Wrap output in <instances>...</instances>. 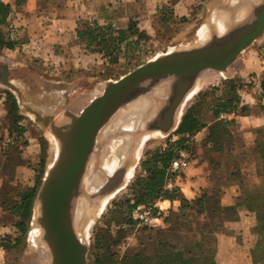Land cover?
I'll return each mask as SVG.
<instances>
[{
	"label": "rangeland",
	"instance_id": "rangeland-1",
	"mask_svg": "<svg viewBox=\"0 0 264 264\" xmlns=\"http://www.w3.org/2000/svg\"><path fill=\"white\" fill-rule=\"evenodd\" d=\"M20 1L23 4L16 7L17 13L22 14V20L27 17L31 22L16 23L20 20V15L16 16L15 12L12 37L17 41V48H0V202L4 203L5 209L0 216V264H31L35 259V250L29 242L35 203L25 233L17 228L20 218L12 209L21 200V195L34 186L41 160L46 161L42 183L56 162L51 165L49 163L55 143L59 145V142L49 127L37 122L35 114L28 106L38 107L39 103L47 102L45 107L49 113L59 115L65 109L79 113L103 93L108 82L120 80L159 56L203 44L210 36V27L215 25L213 20H216V15L227 9L234 0H184L183 3H180L181 0H172L158 6L153 2L156 0H43L38 4H32L29 0ZM73 6L77 11L74 16L81 22V27L84 22L93 21L99 16L102 18L101 23L112 24L118 29L127 30L130 25H134L137 38L130 41L135 42L129 47H123L113 58L107 59L86 49L75 33L69 35L58 48L57 42H54L58 41V35L49 32L51 25H55L50 16L54 17L53 11L54 14H60L66 8L71 10ZM99 10L101 11L97 13ZM206 26L209 31L202 38L200 30ZM5 31L7 33L8 30ZM4 67L9 70L8 82L11 85L3 82ZM205 74L215 78L186 104L184 113L196 104L198 116L207 130L187 139L190 150L193 151L194 162L197 156L203 155L206 159L202 162L207 163L205 167L217 171L218 175H224L215 179L223 182V188L214 190V195L210 196L223 198L226 212L223 221L217 222L219 236H209L206 240L210 244L202 246L206 250L204 254L214 255L223 264H264V261L254 262L252 257L255 247L260 243L264 245V207H261L264 204V126L261 125L256 133H252L241 129V124L237 123V117L241 116L246 122L250 116L264 117V33L241 53L228 73L207 70ZM234 95L238 97L237 114L224 112L217 117L214 111L219 103L232 99ZM65 96H68V102ZM13 98L20 106L19 111L23 118L20 125L26 131L24 135H15V139L6 145L5 133L15 129L17 125L12 116L1 111L4 107L10 109ZM73 103L81 104V107L77 108ZM243 109L245 115L241 114ZM182 120L168 133L153 131L147 134L137 142L136 147L134 137L130 135L113 139V143L107 148L102 168L106 169L107 174H112L121 166L126 153L135 147L131 158L132 167L125 183L107 196L109 200L104 208L93 212L87 238L84 239L89 245L88 264H106L108 255L114 252L123 257L128 246V251L132 254L128 255L131 259L127 263H154L155 257L147 255L146 250L139 247V243L147 240L149 234L144 233L155 229L156 224L136 220L134 215L137 209L129 215L128 208L143 191L141 180L148 178L143 162L157 152L168 151L174 147L175 141L181 139L178 129ZM224 121H232V124L227 125L225 130L217 129L213 133L216 139H220V143L216 144L214 139L207 140L205 132L218 127ZM108 125L100 134L99 141L116 135L121 129L128 131L129 128H109ZM135 129L136 127L129 128L130 131ZM120 139L127 141L128 149L116 166L111 168L110 163L114 161L113 148ZM94 162H97L96 159H93L90 168L96 174L104 176L103 184L107 175L97 171V168L95 170ZM198 165L203 164L197 162L195 166ZM133 169L130 179L129 174ZM219 184L222 185L220 182ZM177 196L187 200L181 187ZM202 199L204 202V198ZM165 200L164 197H159L144 205L159 204L164 209L167 205L163 203ZM87 202L91 205L100 204L96 200L87 199ZM187 203L190 207L188 200ZM160 218L169 223L174 220L165 209ZM229 219H236L237 228H232L233 225L227 226ZM170 240L182 247L183 242L172 238ZM114 241H120V245L113 246ZM213 241L216 242L214 245L211 244ZM190 245L188 243L186 246ZM136 249L141 250L135 252ZM190 251L196 253L195 255L198 253L196 247ZM99 256L106 260L97 262ZM114 260L118 263L121 258L115 256L111 264Z\"/></svg>",
	"mask_w": 264,
	"mask_h": 264
},
{
	"label": "water",
	"instance_id": "water-1",
	"mask_svg": "<svg viewBox=\"0 0 264 264\" xmlns=\"http://www.w3.org/2000/svg\"><path fill=\"white\" fill-rule=\"evenodd\" d=\"M249 2L252 5L246 17L235 16L223 31L215 23L203 44L169 52L118 81L108 82L103 93L79 113L72 109H65L59 115L49 113L45 107L47 102L39 103L38 107L28 106L37 122L49 127L59 142L57 160L37 193L33 216L34 220L38 215L43 238L51 251V264H88L89 245L78 233L75 223L79 200L100 202L121 188L131 170L137 142L153 131L168 133L175 128L177 114L199 77L207 70L228 73L241 53L263 35L264 0ZM8 76L9 70L4 67L3 82L11 85ZM65 97L68 102V96ZM143 98L149 104V116L143 125L130 132L121 129L116 135L99 141L100 134L119 111ZM130 135L136 140L135 147L126 153L115 173L108 176L102 168L104 153L113 139ZM93 159L97 161L95 170L107 175L97 191L85 185Z\"/></svg>",
	"mask_w": 264,
	"mask_h": 264
},
{
	"label": "trees",
	"instance_id": "trees-1",
	"mask_svg": "<svg viewBox=\"0 0 264 264\" xmlns=\"http://www.w3.org/2000/svg\"><path fill=\"white\" fill-rule=\"evenodd\" d=\"M16 6H21L23 2L20 0H15ZM14 11L9 2L3 3L0 1V48L1 49H10L15 50L17 48V41L11 35L12 32V23L14 21ZM79 27L77 28V39L80 43L86 46V49L90 50L91 53L99 54L103 58L107 59L116 54L120 53L123 47H129L132 42V38H137V31L135 30L134 25H130L127 30L115 28L112 24H101L97 19L93 21L84 22L81 27V22L78 21ZM8 30L7 33L5 30ZM238 100L237 95H234L232 99L223 101L219 103L216 107L214 113L219 117L224 112L234 113L235 115L238 112V105L236 104ZM10 115L15 120V125L17 127L10 131L9 137H7L5 143L6 145L10 144L15 135L20 136L24 135L25 128L21 127L20 123L22 121L21 115H19V104L15 98L11 101L10 105ZM241 113L245 115V110L243 109ZM232 124V121H224L218 125V127H213L207 133L208 139L216 140V144L220 143V139H216L213 136V133L217 129L225 130L227 125ZM207 129L201 119L198 116V110L196 104L190 107L183 117L181 125L178 129V134L181 136V139H178L174 143V147L170 150L164 152H157L151 158H148L143 162V168L148 174L147 179H142V193L138 195L136 201L131 203L128 208V214L131 215L133 212L141 205H144L149 202L151 199H156L159 197H164L165 199L176 201L180 200L183 207H187L188 203L186 199L179 198L177 196L180 187L178 184L179 176L177 179V185L174 189H166V184L169 179V168L173 159L176 156V153L181 148H187L193 155V151L189 147V139L192 138V135H196L199 132ZM209 134V135H208ZM221 149V148H220ZM222 150V149H221ZM46 161L42 159L39 165V170L34 186L28 188L22 195L21 200L16 203L12 211L19 216L20 221L17 224V228L25 233L27 231V221L32 216V210L34 207L35 199L39 190L40 185L45 174ZM176 179V178H175ZM199 205L201 206L200 211H203V199H199ZM4 207V203H3ZM264 207V204L261 205ZM167 220V219H166ZM159 237V249L154 255L153 264H219L216 257L207 256L204 254L206 250L201 246L197 245V255L191 251L186 252L184 249H181L178 243L170 240L168 237V231L166 228L158 229ZM264 239V238H263ZM120 241H114L113 246H119ZM215 251V250H212ZM121 258V261L113 264H129L128 260L131 258L129 256L121 257L118 253L114 252L108 255V262L106 264H111L114 257ZM113 257V258H112ZM252 257L254 262L258 263L264 261V245L261 243L255 247L252 251ZM112 258V259H111ZM97 262L105 261L106 259L97 257Z\"/></svg>",
	"mask_w": 264,
	"mask_h": 264
},
{
	"label": "crops",
	"instance_id": "crops-1",
	"mask_svg": "<svg viewBox=\"0 0 264 264\" xmlns=\"http://www.w3.org/2000/svg\"><path fill=\"white\" fill-rule=\"evenodd\" d=\"M31 1L30 3L32 4H38L39 2L43 0H29ZM45 2L48 0H44ZM91 1V0H90ZM93 2L95 0H92ZM172 0H156L153 1L155 2V6H158L160 3H169ZM8 2L11 4L12 9L14 13L16 12V16L20 15L19 21L16 23H29L31 22L30 19L27 17H24L22 20V14L17 13L16 9V2L14 0H8ZM184 0H181L180 3H183ZM62 3V2H61ZM38 6V5H37ZM60 8H57L59 10ZM62 9V8H61ZM72 10V12H70ZM67 9L63 11V13H56L54 14V11L52 12V16L50 18H53V21L55 22V25H51L52 29L49 32H53L55 35H58L57 39V47H61V44H64V41L67 39L69 35H73L74 33L77 36V28L79 27L78 20L76 18V13L77 11L74 10V6L72 9ZM62 11V10H59ZM101 10L97 11L100 12ZM15 15V14H14ZM37 17V15L35 16ZM44 17V16H43ZM27 18V19H26ZM33 18V16H32ZM98 22L101 23L102 18L99 16L97 19ZM21 21V22H20ZM103 24V23H101ZM56 40V39H53ZM60 44V45H59ZM65 48V47H63ZM204 75V76H203ZM199 77L196 85L194 88L191 90V92L196 88L197 84L203 77H210L212 76L208 74H203ZM214 76L213 79L214 80ZM209 81L206 85H208L210 82ZM205 85V86H206ZM203 86L200 88L194 95V97L205 88ZM191 92L188 94V96L191 94ZM186 97V99L188 98ZM185 99V101H186ZM184 101V102H185ZM20 107V106H19ZM10 110V109H9ZM7 108H2L3 114L6 112L7 114L10 115V111ZM19 115L20 111H19ZM237 123L241 124V129L243 128L246 131H251L252 133H256L258 131V128L262 125L264 126V117L259 116L257 117L256 115L254 117H249L248 122L243 120V117H237ZM205 129L204 131H206ZM8 133H5V138L9 137V131ZM198 134H203L202 132H199ZM197 160L194 162L195 164L197 162H201L203 165H198L195 166V164H191L190 168L187 169L182 176L178 180V184L182 189V192L184 196L187 198V200L190 202V207H183L181 205L180 200L176 201H171L166 199L163 203H167L166 207L164 208L166 210V213L173 218V222L169 223L164 220V218L157 219L154 224L155 229H151L149 232H146L144 234H149L147 240L144 241V243H139V247L143 248V250H146V254L153 257L156 252L159 249V237H158V229L157 228H166L168 231V235L172 239H177V241H180L182 243L181 249H184L186 252H189L190 249L197 248V245L205 246L210 244V241H207V238H216L219 236L218 231L216 230L217 227V222H222L223 218H225V212H226V207L223 206V198L218 197V198H213L210 196V194L214 195L213 191L214 190H220V188H223V182L219 180H215L216 177L223 175H218L217 171L210 170L207 167L206 162H202L206 158L202 156H197ZM205 165V166H204ZM224 176V175H223ZM222 176V177H223ZM183 177V180H181ZM219 182L222 184L220 185ZM212 190V191H211ZM205 196V197H204ZM204 198L203 202V211H200L201 206L199 205L198 201L199 199ZM5 209L3 208V204L0 202V216L4 213ZM220 220V221H219ZM229 222L227 223V226L233 225L232 228H237V222L236 219H229ZM235 223V225H234ZM207 234V235H206ZM192 240V242H191ZM187 242L190 243L191 245L187 247L185 244ZM216 242H211V244H215ZM130 245L131 243H127ZM150 246V247H149ZM129 246L125 249V252L123 255H131L132 253L128 251ZM141 250V249H138ZM136 249L135 252H138ZM133 252V254L135 253ZM219 264H223L222 261L218 262ZM227 264V263H224Z\"/></svg>",
	"mask_w": 264,
	"mask_h": 264
},
{
	"label": "bare ground",
	"instance_id": "bare-ground-1",
	"mask_svg": "<svg viewBox=\"0 0 264 264\" xmlns=\"http://www.w3.org/2000/svg\"><path fill=\"white\" fill-rule=\"evenodd\" d=\"M251 2L249 0H236L233 1L232 3L229 4V10H221L217 15H216V20L214 21L220 31L224 30L225 27H227V24L231 22V19H234L235 16L236 18H242L246 17L251 9ZM208 27H204L200 30V37L204 38L207 36L208 32ZM204 76V75H203ZM213 79L210 77H203L197 84L196 88L191 92V94L188 96L186 101L182 104V107L180 108L178 114H177V124L182 120L186 107V104L194 97L195 93L205 86L209 81ZM146 98V97H145ZM143 98L133 104H131L126 110H121L119 111L110 121L108 127L109 128H117V127H138L139 125L144 124V119H146L149 116V111L147 106L149 105L147 100ZM75 107L79 108L81 107V104L73 103ZM73 106V105H72ZM74 106L73 108L76 109ZM129 128L127 129L128 132H130ZM110 130V129H109ZM106 131V130H105ZM134 131V130H133ZM54 137V136H53ZM52 138V136L50 137ZM53 139V138H52ZM134 139V138H133ZM147 139V138H146ZM145 139V141H146ZM54 140V139H53ZM56 141V140H55ZM133 141H136L135 139ZM53 143V142H52ZM54 144V143H53ZM116 146L113 148L114 150V161L110 163L111 168H114L116 166V163L123 158L124 153L128 149V143L124 139L118 140L116 143ZM59 145L56 142L54 146V152L52 158H50V165L53 164L54 161L57 160L58 154H59ZM112 150V151H113ZM89 166L87 175L85 177V185L89 190H95L100 189L103 185L101 184L103 181V175H98L96 174L95 171H93L92 168ZM105 168V166H104ZM106 170V169H105ZM106 172V171H105ZM134 169L130 172L129 178L131 179L133 175ZM115 173V171L113 172ZM112 173V174H113ZM108 173L109 175H112ZM101 184V185H100ZM100 185V186H99ZM97 189V190H98ZM108 197L106 196L104 199L100 200V204H94L91 205L87 200L81 199L79 200L77 204V210H76V228L78 230V233L80 236L85 239L87 238V234L89 231V227L91 224V220L93 219V212L100 211L101 208L106 206L108 203ZM103 207V208H104ZM36 210V209H35ZM95 215V214H94ZM38 215L36 213L32 228L30 230V236H29V242L32 243V246L34 248V260L32 261L31 264H50L51 263V251L47 243L45 242L43 238V230L38 224Z\"/></svg>",
	"mask_w": 264,
	"mask_h": 264
},
{
	"label": "built area",
	"instance_id": "built-area-1",
	"mask_svg": "<svg viewBox=\"0 0 264 264\" xmlns=\"http://www.w3.org/2000/svg\"><path fill=\"white\" fill-rule=\"evenodd\" d=\"M3 3H7L8 0H0ZM13 36V33L11 32ZM223 116V115H222ZM193 161V155L187 148H181L177 151L175 158L173 159L169 168V179L166 184V189L172 190L177 185V179L190 168ZM176 178V179H175ZM160 208V209H159ZM158 210V212H157ZM164 212L161 205L155 206H139L135 212V219L146 224L154 223L157 219H160V215Z\"/></svg>",
	"mask_w": 264,
	"mask_h": 264
}]
</instances>
